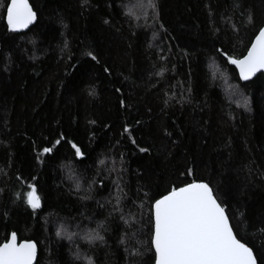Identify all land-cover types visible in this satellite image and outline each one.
Returning a JSON list of instances; mask_svg holds the SVG:
<instances>
[{"label":"trees","instance_id":"1","mask_svg":"<svg viewBox=\"0 0 264 264\" xmlns=\"http://www.w3.org/2000/svg\"><path fill=\"white\" fill-rule=\"evenodd\" d=\"M8 2L0 243L11 232L36 240V264H153L154 249L132 251L147 247L151 202L197 179L227 205L238 238L264 254V73L240 80L227 61L245 55L264 24V0H154L155 11L150 0H30L37 19L22 32L8 28ZM249 13L254 23L244 22ZM98 226L103 242L83 238Z\"/></svg>","mask_w":264,"mask_h":264},{"label":"snow or ice","instance_id":"2","mask_svg":"<svg viewBox=\"0 0 264 264\" xmlns=\"http://www.w3.org/2000/svg\"><path fill=\"white\" fill-rule=\"evenodd\" d=\"M149 7L155 11L154 0H150ZM6 19L9 29H26L37 19V14L29 6L28 0H10L6 4ZM222 19L232 25L230 16H224ZM244 22L254 23L251 13L245 17ZM66 48L67 44H65ZM65 49H62V52ZM84 54L93 60L97 59L91 51L86 50ZM227 61L236 66L239 70V79L244 81L264 70V24L258 26L255 38L247 48L246 54L240 58L227 56ZM104 71L108 72L109 69L106 67ZM163 71L165 69L162 67L156 75H161ZM116 91L119 92L120 89L117 88ZM123 103L124 101L121 100V104ZM244 103L246 106V97ZM129 127L126 125L124 131L128 132ZM72 147L76 156L82 155L79 147L75 144ZM43 151L50 152L52 149L44 148ZM181 175H193V172L189 169L187 173ZM28 187L30 190L26 193L27 204L34 210L40 208V197L36 186L29 184ZM117 187L122 195H126L122 189H119V185ZM87 191H91V183ZM120 199V196H117V205L120 204ZM118 211L120 208L114 206L112 213ZM121 219H124L123 215ZM129 219L135 217L129 214ZM124 222L129 223L128 220ZM138 223L143 226V220H139ZM148 227L150 238L147 247L144 242L138 241L132 251L136 255H142L143 251L154 249L153 264H264V254L254 253L253 247L238 238L230 222L227 205L218 199L214 189L203 180L192 179L191 182H181V186L172 185L165 194L155 198L150 205ZM101 230L103 228L98 226L97 229L86 231L83 238L89 242H103ZM139 231L140 229H137L136 233L139 234ZM260 231L264 232V228ZM121 239L126 238L122 236ZM128 239H131V236ZM35 256L36 244L31 240L18 243L15 232L10 234L6 242L0 243V264H33ZM88 259L91 264V258ZM133 264L136 262L134 261Z\"/></svg>","mask_w":264,"mask_h":264},{"label":"water","instance_id":"3","mask_svg":"<svg viewBox=\"0 0 264 264\" xmlns=\"http://www.w3.org/2000/svg\"><path fill=\"white\" fill-rule=\"evenodd\" d=\"M9 2H10V0H9ZM28 4H29V6L33 9V11L34 12H36L35 10H34V8H33V6H32V4H31V2H30V0H28ZM6 14V13H5ZM37 14V13H36ZM6 22H7V19H6ZM35 22H36V20H34L33 22H32V24H30L29 26H28V28H26V29H18V30H14V31H17V32H22V31H27L28 29H30L31 28V26L32 25H34L35 24ZM255 38V37H254ZM250 47V46H249ZM246 54V53H245ZM236 67V66H235ZM236 70H238V69H236ZM238 72H239V70H238ZM264 73V70H261V71H259V72H257L254 76H252V77H250L249 78V80H251V79H253L255 76H257L259 73ZM235 232V231H234ZM12 233V232H11ZM16 234H17V242L19 243V242H21V241H24V240H31V241H33L35 244H36V256L34 257V260H33V264H36L37 263V260H38V257H39V245H38V243H37V241L36 240H34V239H21L20 238V236H18L19 234L17 233V232H15ZM9 238H10V235H9ZM8 238V239H9ZM4 242H6V241H4ZM243 242V241H242Z\"/></svg>","mask_w":264,"mask_h":264},{"label":"rangeland","instance_id":"4","mask_svg":"<svg viewBox=\"0 0 264 264\" xmlns=\"http://www.w3.org/2000/svg\"><path fill=\"white\" fill-rule=\"evenodd\" d=\"M138 2V0H135V3H137ZM131 7H132V3H131ZM135 7H137V5L135 6ZM133 8V7H132ZM216 68V67H215ZM212 72H213V74H214V72H217V68L216 69H214V70H212ZM229 86V91H231L232 89H231V87L232 88H234V86L233 85H228ZM232 93L231 92H228V94L227 95H231ZM70 178H72V175H70ZM62 231L60 230V231H58V233H56L57 234V236H62Z\"/></svg>","mask_w":264,"mask_h":264}]
</instances>
